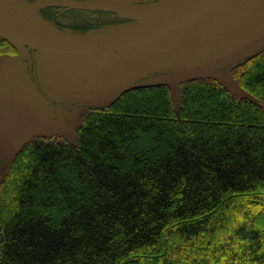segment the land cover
<instances>
[{"label": "trees", "instance_id": "1", "mask_svg": "<svg viewBox=\"0 0 264 264\" xmlns=\"http://www.w3.org/2000/svg\"><path fill=\"white\" fill-rule=\"evenodd\" d=\"M230 69L250 97L132 86L72 139L25 143L0 173V264H264V50Z\"/></svg>", "mask_w": 264, "mask_h": 264}, {"label": "rangeland", "instance_id": "2", "mask_svg": "<svg viewBox=\"0 0 264 264\" xmlns=\"http://www.w3.org/2000/svg\"><path fill=\"white\" fill-rule=\"evenodd\" d=\"M121 1L145 5L161 0ZM246 9L250 20L245 29L238 32L233 39L232 28ZM98 11L109 12L106 13L109 18L96 19L92 25L87 26H82L80 21H72L71 27L59 28L54 25L75 33H89L120 26L133 20L126 17L122 11ZM199 16V21L184 23L164 37L158 38L153 45L143 43L106 56L85 59L51 57L0 35V110L14 101L32 103L39 99V102L46 103V98H39L37 86H34L37 80L42 90L63 101L60 110L68 124L64 128L56 129L53 115L49 114L47 116L51 117V121L40 122L31 138L44 136L69 140L74 137L88 106L112 100L133 81H136L133 86L167 81L165 84L170 87L168 81L174 77L190 74V77L202 76L222 82L225 77L224 69L195 71L189 68L228 66L264 48V0H212L202 9ZM229 72L233 78L231 69ZM143 76L147 79H137ZM232 80L240 89L237 80ZM107 88L110 90L107 91ZM228 90L240 97H250L244 90ZM112 91L117 93L112 95ZM172 92V100L177 104L178 90L172 88ZM81 100L90 101L81 105L75 104ZM259 105L261 106L260 103ZM5 127L6 125L3 128ZM58 130L60 133L55 134L54 131ZM2 135L3 133H0V137ZM13 153L10 151L4 157L0 155V173L7 169ZM245 213L247 211L238 214L239 220H242L241 214ZM256 221V225L263 230L261 218L257 217ZM241 222H236V225Z\"/></svg>", "mask_w": 264, "mask_h": 264}, {"label": "water", "instance_id": "3", "mask_svg": "<svg viewBox=\"0 0 264 264\" xmlns=\"http://www.w3.org/2000/svg\"><path fill=\"white\" fill-rule=\"evenodd\" d=\"M86 1L88 2L48 0L38 3L37 0H0V35L17 44L55 58L85 59L101 57L143 43H147L148 45L155 44L158 38L164 37L184 23L199 21L200 12L212 0H161L158 3L145 5L121 0ZM61 3H68L78 8L122 11L126 17L133 20L126 24L106 28L99 32L75 33L70 30L59 29L39 13L41 8L60 5ZM249 20L250 17L246 9L232 28L234 34L231 37L233 39L238 32L245 29ZM244 60L245 58L228 66H208L189 69L195 71L224 69L225 77L220 82L227 89H232L234 92L242 91L243 89H238L236 83L232 80L233 78L230 77L229 69L231 66L239 65ZM216 73L214 74L215 76ZM145 77L143 76L137 79ZM190 78L197 77H190V74H188L174 77L168 82L170 87L178 90L179 94V83ZM135 82L133 81L124 87L112 100L118 98L126 89L132 87ZM165 82H156L155 84H165ZM34 86H37V91L40 95L39 98H46V103L39 102V99L32 103L14 101L0 110V133H3L0 137V155L2 157L10 151H13L14 155L31 139L32 133L38 128L40 122L49 123L51 117L47 115H53V124L56 129L64 128L68 124L62 114V110H60L63 101L52 97L48 92L42 90L37 80ZM109 90L107 88V91ZM116 93L112 91V95ZM86 101L90 100H81L75 102V104L81 105ZM110 101L93 105H102ZM5 125L6 127L3 128ZM54 132L55 134L60 133V130ZM43 134L49 135L46 133Z\"/></svg>", "mask_w": 264, "mask_h": 264}, {"label": "flooded vegetation", "instance_id": "4", "mask_svg": "<svg viewBox=\"0 0 264 264\" xmlns=\"http://www.w3.org/2000/svg\"><path fill=\"white\" fill-rule=\"evenodd\" d=\"M35 1V0H29ZM48 0H40L37 2H44ZM60 1H78L87 3L86 0H60ZM100 9L78 8L68 3H61L60 5L47 6L41 8L39 13L59 28L71 27L72 21H80L82 26L92 25L93 21L99 18H109L105 11H98ZM113 15V14H111Z\"/></svg>", "mask_w": 264, "mask_h": 264}, {"label": "bare ground", "instance_id": "5", "mask_svg": "<svg viewBox=\"0 0 264 264\" xmlns=\"http://www.w3.org/2000/svg\"><path fill=\"white\" fill-rule=\"evenodd\" d=\"M247 58H248V57H247ZM247 58H246V59H247Z\"/></svg>", "mask_w": 264, "mask_h": 264}]
</instances>
